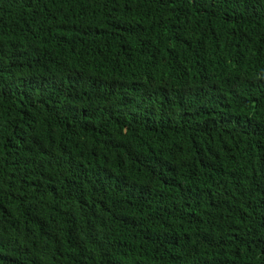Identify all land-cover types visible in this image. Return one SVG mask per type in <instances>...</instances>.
I'll list each match as a JSON object with an SVG mask.
<instances>
[{"label":"trees","instance_id":"obj_1","mask_svg":"<svg viewBox=\"0 0 264 264\" xmlns=\"http://www.w3.org/2000/svg\"><path fill=\"white\" fill-rule=\"evenodd\" d=\"M0 264H264V0H0Z\"/></svg>","mask_w":264,"mask_h":264}]
</instances>
